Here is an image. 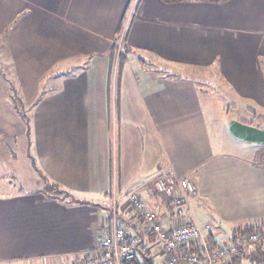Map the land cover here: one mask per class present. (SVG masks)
I'll list each match as a JSON object with an SVG mask.
<instances>
[{
  "label": "crops",
  "instance_id": "obj_1",
  "mask_svg": "<svg viewBox=\"0 0 264 264\" xmlns=\"http://www.w3.org/2000/svg\"><path fill=\"white\" fill-rule=\"evenodd\" d=\"M3 43L13 77L0 76V264L94 254L113 197L118 225L140 237L136 262L164 264L156 236L126 201L133 190L154 223H193L211 249L264 224V157L246 154L248 146L229 151L218 97L197 84L209 76L162 71L213 73L225 98L264 118V0H0ZM21 148L43 181L37 191L6 180V157ZM160 175L195 185L182 215L155 192Z\"/></svg>",
  "mask_w": 264,
  "mask_h": 264
},
{
  "label": "built area",
  "instance_id": "obj_2",
  "mask_svg": "<svg viewBox=\"0 0 264 264\" xmlns=\"http://www.w3.org/2000/svg\"><path fill=\"white\" fill-rule=\"evenodd\" d=\"M154 189L160 197L172 198L173 208L178 215H182L187 206L184 195L196 193V187L191 181L171 178L168 175L157 176L154 179ZM125 198L131 209L142 218L144 228L156 236L160 248L166 254L164 264H221L251 246L264 244V228L257 223L249 230H242L231 241L221 242L211 249L205 241L203 231L193 223L185 222L170 230H164L161 225L154 223V215L146 208L138 190L129 192ZM116 204L117 201L113 197L110 205V226L94 254L81 257L69 264H124L136 257L140 237L118 225ZM208 229L206 226L205 230ZM190 246H193L196 252L190 251Z\"/></svg>",
  "mask_w": 264,
  "mask_h": 264
},
{
  "label": "rangeland",
  "instance_id": "obj_3",
  "mask_svg": "<svg viewBox=\"0 0 264 264\" xmlns=\"http://www.w3.org/2000/svg\"><path fill=\"white\" fill-rule=\"evenodd\" d=\"M119 41L121 47L122 38H120ZM162 71L163 74L165 73L171 74L175 72L176 74L182 75V77H187L188 75H190V77H195L196 79L199 78V80L200 79L207 80L209 76L208 82L201 83L200 81H197V84L201 88L208 90L207 93H211L212 95L215 94L217 95L218 99L216 100L219 101V105H216L215 107L219 106L220 110L223 111V113H225L226 116L225 120H227L228 123L229 121L230 122L237 121L244 124H252V126L254 127L264 129V118L260 114H258L256 117H253L252 114H249L248 112L242 110L243 109L242 105H246L245 102H238L236 104V102L231 98H225L224 89L223 90L221 89V87L224 86V84L223 83L218 84L216 82V78L213 73L207 74L206 72L197 69L186 70L183 69V67H177V66L170 68L169 71L163 69ZM0 72L5 76L6 79L11 80L13 77L12 62L5 43L0 45ZM234 106L236 107L235 109H233ZM250 111L254 112L253 109H250ZM221 116L222 118H224V114H221ZM232 138L233 137L229 136L230 141H228V145H227L228 147H230L229 151H234L235 149L240 151L241 148L239 146H248L247 151H245L246 154H248L252 150L253 154L256 151L259 152V155L261 157H264V144L256 145V144L240 141L236 138L235 139ZM16 154L17 155L15 158H11L9 156L6 157L5 168L6 170H8L7 171L8 173L5 176L6 180H8L9 182H14L19 189H25L29 191H37L41 189L43 185V181L38 176L31 160L27 158L28 156L26 152H24L23 148H21L19 152ZM262 162L264 163V159H262ZM191 213L193 214L196 223L198 224L203 223V218L201 217L199 212L195 214V211L191 210ZM210 223L214 225L215 221L211 220Z\"/></svg>",
  "mask_w": 264,
  "mask_h": 264
},
{
  "label": "trees",
  "instance_id": "obj_4",
  "mask_svg": "<svg viewBox=\"0 0 264 264\" xmlns=\"http://www.w3.org/2000/svg\"><path fill=\"white\" fill-rule=\"evenodd\" d=\"M164 3L171 4V3H178V2H186V1H197V2H206L211 4H222L225 2H228L230 0H161ZM4 61V60H3ZM0 76L5 79V76L0 72ZM9 96L12 99V101L17 102V98L15 94L12 93L11 90H9ZM19 103H16V106H14V110L17 111V115L20 117V119L23 121V123L26 126V132L28 129V116L27 113L18 106ZM17 107V108H16ZM51 189H54V191H57L60 193V189L57 188L56 185L50 184ZM254 227L253 225L248 226L244 228V230H249L250 228ZM260 227L264 228V224H260ZM243 257H246V259H249L250 264H264V244L261 245H255L247 248L246 250L240 252L237 256L233 257L231 260L221 263V264H240V260L243 259ZM136 258V257H135ZM133 259L132 261L125 262L124 264H138L136 262V259Z\"/></svg>",
  "mask_w": 264,
  "mask_h": 264
},
{
  "label": "water",
  "instance_id": "obj_5",
  "mask_svg": "<svg viewBox=\"0 0 264 264\" xmlns=\"http://www.w3.org/2000/svg\"><path fill=\"white\" fill-rule=\"evenodd\" d=\"M229 133L236 139L252 143L264 144V131L241 122L231 121L228 124Z\"/></svg>",
  "mask_w": 264,
  "mask_h": 264
}]
</instances>
